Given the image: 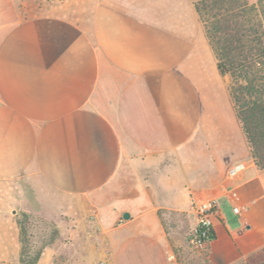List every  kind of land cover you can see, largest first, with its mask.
Segmentation results:
<instances>
[{"label": "crops", "instance_id": "crops-1", "mask_svg": "<svg viewBox=\"0 0 264 264\" xmlns=\"http://www.w3.org/2000/svg\"><path fill=\"white\" fill-rule=\"evenodd\" d=\"M197 1L0 0V227L16 209L55 225L36 264H245L264 249V167ZM207 198L215 237L195 255Z\"/></svg>", "mask_w": 264, "mask_h": 264}, {"label": "trees", "instance_id": "trees-1", "mask_svg": "<svg viewBox=\"0 0 264 264\" xmlns=\"http://www.w3.org/2000/svg\"><path fill=\"white\" fill-rule=\"evenodd\" d=\"M196 9L217 68L230 77L229 94L252 158L264 167V1L199 0ZM40 253L31 264L37 262ZM248 261L264 264L259 253Z\"/></svg>", "mask_w": 264, "mask_h": 264}, {"label": "rangeland", "instance_id": "rangeland-1", "mask_svg": "<svg viewBox=\"0 0 264 264\" xmlns=\"http://www.w3.org/2000/svg\"><path fill=\"white\" fill-rule=\"evenodd\" d=\"M61 2L62 0H35V9L36 12L58 10L61 7ZM229 82L230 77L227 75V87ZM226 213L232 218L234 224L236 222L235 226H239L236 214L231 209H227ZM1 215H3L1 219L3 226L0 227V264H31L38 252L45 245L56 240L58 236V229L43 215L24 212L19 209L5 211ZM15 239L18 241L19 256L14 259H4V252L8 251L11 255L12 248L15 247ZM189 246L191 249L189 253L195 255H201L199 253L203 254L206 250V246H195L190 239ZM259 254H262L264 259V249ZM33 264H36V262ZM245 264H249V261Z\"/></svg>", "mask_w": 264, "mask_h": 264}, {"label": "built area", "instance_id": "built-area-1", "mask_svg": "<svg viewBox=\"0 0 264 264\" xmlns=\"http://www.w3.org/2000/svg\"><path fill=\"white\" fill-rule=\"evenodd\" d=\"M244 168L243 162H237L233 164L229 170V176H235L239 174ZM234 211H238L237 207H234ZM196 213V225L190 233V241L195 246H205L213 239L211 238V232L214 231L213 219L216 214V202L213 198H207L199 201L195 204ZM98 264H114L108 257L99 260ZM244 264V262L237 263Z\"/></svg>", "mask_w": 264, "mask_h": 264}]
</instances>
